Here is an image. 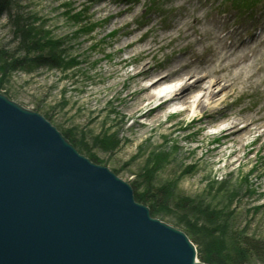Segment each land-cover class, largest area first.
<instances>
[{
  "label": "rangeland",
  "instance_id": "374dc122",
  "mask_svg": "<svg viewBox=\"0 0 264 264\" xmlns=\"http://www.w3.org/2000/svg\"><path fill=\"white\" fill-rule=\"evenodd\" d=\"M251 1L255 4L262 0H14L12 14L29 19L34 28L43 30L49 44H56V66L36 64L26 70L4 71L0 64V94L41 115L79 154L127 183L135 202L145 206L153 219L189 238L199 262L209 264L201 261L204 256L213 257L219 264H239V238L257 242L264 253L263 152H250L249 160L228 167V151L225 158L213 163L215 158L206 150L222 146V139L212 134L215 128L209 126L198 132L199 126H195L172 131L177 122L186 127L190 121L188 116L174 115L163 126L139 137L142 129H136L134 119L124 118L122 112L104 104L103 110L92 112L96 96L89 97L88 93L108 85L104 72L118 59V44L134 34L128 31L140 29L143 36L152 25L142 24L151 20L153 31L143 42L153 38L158 41L163 34H176L179 25L194 26L196 21L189 16L197 13L200 33L219 36L225 20L222 14L236 4L249 8L253 6ZM250 12L253 16L249 22L246 15ZM78 13H82L79 23L75 18ZM248 13L237 20H247L240 30L242 38L253 36L246 29L258 24L259 18L260 26H264V0ZM123 21L129 25L115 29ZM207 35L202 42L197 41L193 56L204 58L205 45L211 42V34ZM16 46L5 13L0 17V51L10 54ZM169 50H157V61L172 60ZM29 56H25L27 61L37 54ZM134 67L127 66L123 72ZM239 86L250 94L244 97L242 89L230 97V105L237 96L242 99L230 110L248 107L254 111L264 106V84L250 79ZM185 135L189 139H183ZM197 145L202 146L204 158H200L199 148L190 154L189 149ZM185 182L186 188L182 187ZM245 264H264V256Z\"/></svg>",
  "mask_w": 264,
  "mask_h": 264
},
{
  "label": "water",
  "instance_id": "95a60500",
  "mask_svg": "<svg viewBox=\"0 0 264 264\" xmlns=\"http://www.w3.org/2000/svg\"><path fill=\"white\" fill-rule=\"evenodd\" d=\"M0 264L199 263L127 183L0 94Z\"/></svg>",
  "mask_w": 264,
  "mask_h": 264
},
{
  "label": "bare ground",
  "instance_id": "6f19581e",
  "mask_svg": "<svg viewBox=\"0 0 264 264\" xmlns=\"http://www.w3.org/2000/svg\"><path fill=\"white\" fill-rule=\"evenodd\" d=\"M118 14L119 12L117 15ZM192 16L196 21L194 26L184 27L183 25H179L175 32L176 34H163L164 36L160 37L158 41L153 38L152 40L143 42V39L148 38L149 35H151V31H153L154 22L151 20L142 24V27L148 24L152 25L143 36H140L141 31H139V28V30L128 31L129 34H134L127 40L118 44V48L115 50L118 59L115 61V64H111L104 72L103 76L105 81L107 80L108 85L94 89L88 93L89 97L96 96L94 105L91 107L92 112L103 110L104 105L110 106L112 110L122 112L124 118L134 119L136 129H142L139 137H144L147 132L156 127L163 126L165 121H168L174 115L188 116L190 121L186 127L181 126L180 123L177 122L171 127L172 131L185 130L195 126H199L198 132L205 130V128L209 126L215 128L212 134L222 139V146L219 149L208 148L206 150L208 156L215 158L212 161L213 163L219 162L225 158L228 151H230V155L225 164V166L228 167H233L237 163L242 164L244 160H249L250 157L248 158L247 155L253 151L255 154L263 152L262 155L264 156V106L254 111L247 110L248 107H239L235 110H230L234 109L233 107L237 105V103H240L242 99L237 96V100L231 105L227 101L230 97L242 92L243 88L239 85L241 83L244 84L245 80L237 78L233 82V91L225 95V102L222 108L209 110L203 105L197 106L194 101L190 109L191 114H189V110L181 111L179 109L178 105L183 103L182 100L177 98L179 93L173 96L172 92L160 88L157 95L153 96L148 94L150 91L149 89L141 87L144 79L158 76L161 73L168 72L170 75L165 76L164 80L158 81L157 84H153V88H156L158 84H162L175 76L189 72L197 65L204 66L207 64L214 54L213 49L206 48L204 58L192 55L197 41L202 42L208 36L207 34H211L210 41L216 38V43L225 44L227 40H230V44H226L225 48L232 52L233 55L252 50L256 52L262 51V46L264 44L259 43L258 36L252 39V43L244 42L238 38L240 35V25L236 28L238 29L237 31H235L236 29L230 30L232 23L229 24L227 22L223 29L228 33L224 37H220L211 32L203 34L200 33L197 28L199 25L198 23L201 22V18L198 17L197 13H192L189 17ZM247 19L250 22L251 19ZM228 20L229 17L227 18V21ZM246 21L241 23V27L247 23ZM216 23L218 24L219 21L217 20ZM127 25H129V22L123 21L115 29ZM190 31H192V33H190ZM193 35L197 36V38L193 39ZM150 41H152L151 44L145 43ZM254 45L256 46L255 49ZM166 48L171 50L169 51L173 59L166 63L157 61V50ZM124 53L127 54V57H122ZM132 64L135 65L132 74L126 71L123 72L127 66ZM198 83L199 81H196L192 87H195ZM254 88L257 89V85L254 86ZM245 90L243 89L244 92L242 95L247 97L250 91ZM182 91L186 93L187 88H184ZM160 93H164L165 96H173V98L171 100L165 99V102L161 103L157 98ZM102 104L104 105L102 106ZM172 108H176V110L172 111ZM232 114H239L242 119L239 122L236 120H225ZM209 135H211V133H207V136ZM183 139L187 140L189 137L185 135ZM196 148L202 151V146L197 145L189 149L190 154H192ZM204 157L205 154L204 151H202L200 158ZM197 263L201 264L198 260Z\"/></svg>",
  "mask_w": 264,
  "mask_h": 264
},
{
  "label": "clouds",
  "instance_id": "9594fccd",
  "mask_svg": "<svg viewBox=\"0 0 264 264\" xmlns=\"http://www.w3.org/2000/svg\"><path fill=\"white\" fill-rule=\"evenodd\" d=\"M258 41L264 44V34L258 35ZM213 46L215 47L213 48ZM255 47L254 45V49ZM205 48L213 49L214 54L204 66L197 65L189 72L175 76L153 88V84H157L158 81L164 80L165 76L170 75V73L164 72L158 76L144 79L141 87L149 89L148 94L153 96L157 95L160 88L172 92L173 96L179 93L177 98L183 101L178 105L179 109L181 111L189 110V114H191L190 109L194 101L197 106L203 105L209 110L222 108L225 95L233 91L232 85L237 78L245 81L251 79L264 84V50L259 52L252 50L233 55L223 44L217 45L216 38L205 45ZM200 51L203 53L204 49L202 48ZM126 72L132 74L131 69ZM196 81L199 83L192 87ZM184 88H187L186 93L182 91ZM173 96H165L164 93H160L157 98L163 103L165 99L171 100ZM175 110L176 108H172V111ZM241 119L239 114H232L225 120L239 122ZM187 186V182L182 184V187L186 188Z\"/></svg>",
  "mask_w": 264,
  "mask_h": 264
},
{
  "label": "trees",
  "instance_id": "16d2710c",
  "mask_svg": "<svg viewBox=\"0 0 264 264\" xmlns=\"http://www.w3.org/2000/svg\"><path fill=\"white\" fill-rule=\"evenodd\" d=\"M13 2L14 0H0V17L5 13L9 15V26L13 30L17 45L10 54L3 50L0 51L1 67L4 71L26 70L28 66L32 67L36 64L43 67H55L56 44H49L46 34L42 32L43 30L34 28L33 25L28 23L29 19H21L23 17L20 15L12 14ZM81 17L82 13L76 14L75 18L78 23L81 22ZM20 54L23 57L18 58ZM33 54H37V57L27 61L25 56ZM239 240L237 248V261L239 264H245V262H250L254 258L263 259L264 253L257 242L249 240L248 237L239 238ZM200 259L204 263L219 264L213 257L201 256ZM230 264L237 263L232 261Z\"/></svg>",
  "mask_w": 264,
  "mask_h": 264
}]
</instances>
